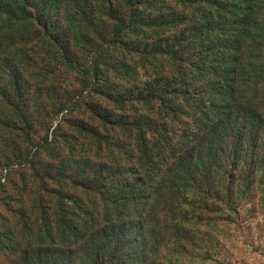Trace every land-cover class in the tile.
I'll return each instance as SVG.
<instances>
[{
  "label": "trees",
  "instance_id": "1",
  "mask_svg": "<svg viewBox=\"0 0 264 264\" xmlns=\"http://www.w3.org/2000/svg\"><path fill=\"white\" fill-rule=\"evenodd\" d=\"M0 58V264H210L264 204V0H0Z\"/></svg>",
  "mask_w": 264,
  "mask_h": 264
},
{
  "label": "rangeland",
  "instance_id": "2",
  "mask_svg": "<svg viewBox=\"0 0 264 264\" xmlns=\"http://www.w3.org/2000/svg\"><path fill=\"white\" fill-rule=\"evenodd\" d=\"M7 81V74L2 69V60L0 58V95L1 89ZM35 85L30 89L31 97L35 91ZM31 110L34 105L29 103ZM28 105L21 104L26 108ZM7 112L5 105L0 107V113ZM55 127V124H54ZM53 127L50 129V132ZM65 131V130H63ZM6 138V136L4 135ZM4 143L0 138V145ZM6 174V171L3 173ZM5 194L0 195V212L3 211L2 203L5 200ZM251 203L243 212V222L231 228L223 236L221 245V259L211 261L210 264H264V204L261 203L260 197L256 194H250Z\"/></svg>",
  "mask_w": 264,
  "mask_h": 264
}]
</instances>
